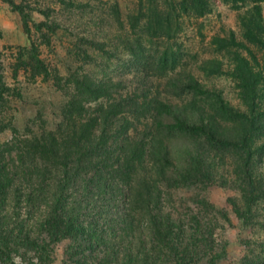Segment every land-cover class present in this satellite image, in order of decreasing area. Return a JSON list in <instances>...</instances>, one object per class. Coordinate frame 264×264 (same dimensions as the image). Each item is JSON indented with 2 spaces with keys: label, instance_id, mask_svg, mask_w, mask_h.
<instances>
[{
  "label": "trees",
  "instance_id": "obj_1",
  "mask_svg": "<svg viewBox=\"0 0 264 264\" xmlns=\"http://www.w3.org/2000/svg\"><path fill=\"white\" fill-rule=\"evenodd\" d=\"M155 1L148 9L149 28L154 35L167 36L175 13L200 17L209 5V0H163L166 8L161 9ZM263 1L222 0L240 8L236 18L241 39L228 31L212 41L229 59L225 72L221 61L204 65L207 75L223 72L235 81L244 110L224 103L219 92L193 75L188 81L192 94L215 100L214 113L203 114L194 98L188 104L173 103L146 78L136 77L133 91L123 98L117 94L125 87L123 81L106 82L75 72L68 77L71 93L56 129L18 136L5 118L11 89L0 54V135L7 130L13 135L0 140L4 264H16L11 253L20 254L19 250L25 264H50L54 247L63 241H68V264H217L224 248L219 252L215 247L213 220L199 213L175 217L169 209L171 189L212 183L222 164L213 153L235 154L239 158L233 172L242 197V207L232 203L236 215L251 222L253 207L264 203ZM168 54L156 60L158 68L176 60ZM32 57L42 63L36 54ZM42 72L47 74L43 66L38 73ZM55 79L59 84V77ZM193 112L198 117L188 120ZM174 133L193 140L183 146L185 164L180 166L170 154ZM200 205L209 208L204 199ZM261 226L264 229V222ZM29 253L35 262L27 258Z\"/></svg>",
  "mask_w": 264,
  "mask_h": 264
},
{
  "label": "rangeland",
  "instance_id": "obj_2",
  "mask_svg": "<svg viewBox=\"0 0 264 264\" xmlns=\"http://www.w3.org/2000/svg\"><path fill=\"white\" fill-rule=\"evenodd\" d=\"M11 1L21 7L23 13L12 9L8 0H0V54L4 80L11 89L5 118L18 136L28 137L41 129H56L71 93L67 80L75 72L106 82L123 81L125 87L117 93L123 98L133 91L136 77L146 78L147 83L154 86L153 90L158 85L156 89L173 103L188 104L194 98L195 103L204 108L203 114L214 113L215 100L192 94L188 81L193 75L201 85L219 92L224 103L244 110L235 81L223 72L207 75L208 69L204 66L210 61H221L225 65L222 71L227 70L229 59L212 41L214 37L224 38L228 31L235 32L240 41L236 18L240 8L224 4L222 0H209L204 16L175 13L170 24L171 33L167 36L154 35L149 28L152 14L148 9L152 0ZM155 3L161 9L166 8L163 0ZM260 5L264 19V1ZM24 16L27 18L25 25ZM93 41L97 43L95 47L89 45ZM165 51L168 55L173 53L176 60L167 61L164 68H158L155 62ZM32 54L42 63L36 64ZM42 66L47 74L38 73ZM56 76L59 84L55 82ZM197 117V112H193L188 120ZM12 136L7 130L0 135V140ZM169 140L174 162L179 166L185 164L182 149L193 140L177 133ZM212 156L222 161L220 175H216L212 183L171 189L169 209L175 217L190 218L199 213L213 220L215 247L219 252L224 248V255L217 264H264V229L261 226L264 203L253 207L251 222L244 223L238 218L232 203L242 207L233 172L239 157L215 152ZM260 168L264 170L263 166ZM202 199L209 204L207 210L200 205ZM67 245L68 241H63L54 247L50 264H68L64 255ZM19 253H11L14 263L25 264L20 258L23 251ZM30 257L31 261H36L31 253L27 254V258ZM0 264H4L1 259Z\"/></svg>",
  "mask_w": 264,
  "mask_h": 264
}]
</instances>
